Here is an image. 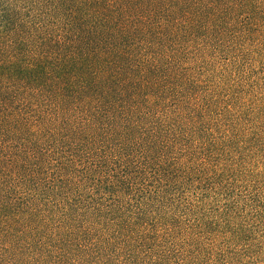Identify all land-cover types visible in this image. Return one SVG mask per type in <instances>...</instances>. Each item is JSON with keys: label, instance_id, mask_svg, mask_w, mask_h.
Segmentation results:
<instances>
[{"label": "trees", "instance_id": "obj_1", "mask_svg": "<svg viewBox=\"0 0 264 264\" xmlns=\"http://www.w3.org/2000/svg\"><path fill=\"white\" fill-rule=\"evenodd\" d=\"M0 264H264V0H0Z\"/></svg>", "mask_w": 264, "mask_h": 264}]
</instances>
